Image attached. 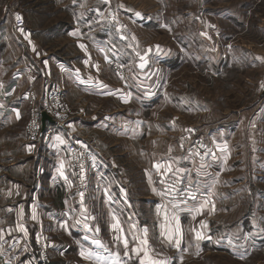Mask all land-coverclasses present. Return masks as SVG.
Wrapping results in <instances>:
<instances>
[{"label": "rangeland", "instance_id": "1", "mask_svg": "<svg viewBox=\"0 0 264 264\" xmlns=\"http://www.w3.org/2000/svg\"><path fill=\"white\" fill-rule=\"evenodd\" d=\"M14 3L0 0V110L23 112L0 132V156L19 158L27 138L36 183L38 158L55 155L57 136L31 142L29 122L45 88L59 85L66 125L106 157L110 193L108 202L97 190L98 170L79 200L72 171L63 194L79 202L76 241L30 227L44 239L30 243L31 263L44 246L59 264H113L117 255L119 264H264V0H40L41 19L32 0ZM17 9L27 12L24 29L13 26ZM78 37L85 48L74 47ZM22 71L41 92L6 97ZM113 212L123 237L93 243L91 216L109 237Z\"/></svg>", "mask_w": 264, "mask_h": 264}, {"label": "crops", "instance_id": "2", "mask_svg": "<svg viewBox=\"0 0 264 264\" xmlns=\"http://www.w3.org/2000/svg\"><path fill=\"white\" fill-rule=\"evenodd\" d=\"M32 1L34 9L36 10L35 15L37 17L40 16L41 19V16H44L45 14L44 11L39 9L41 6L40 0ZM1 2L5 5L12 4L14 2H16L14 4H18V0H1ZM73 33H75L74 28L70 31V39L74 36ZM76 41L77 42L73 44L74 47H81V45H83L84 47L82 48H85L84 41L79 40V37L78 39L76 38ZM31 44L33 47L32 51L37 48L36 52L38 53L40 49L38 44L36 42ZM73 57H77V55L75 54ZM45 64L47 66L50 65L49 63ZM78 64L80 65L81 63L78 62ZM14 75L15 76L12 80L10 79L9 81L14 82L10 83L8 87L7 85L5 87L6 97H10V95H17L18 98H20V96L23 95L22 98L26 99L30 97L31 94H39L41 92L38 78L33 75L31 77H25L26 75L23 71L15 72ZM0 112L1 114H4V112L6 114L5 119L0 121V132H3L10 127L11 123L9 121L11 117H17L23 112V110L16 108L11 111V116H7L10 111L0 110ZM54 135L57 136L56 138L52 137V139L54 138V140H52L54 152L52 153L55 155L50 154L49 152L51 151H47L43 157L38 158V161L40 162L38 169H40L41 172H36L33 175L36 183L31 184L30 182V159L27 156L28 151L25 148V143L28 140L27 138L25 139L26 142L24 143L25 146L23 147V150L20 151L21 156L19 158L0 156V264L31 263L27 253L30 243L35 242V240H44L42 238L43 235H41L39 231L34 232L32 230L33 228H47V232L50 233L52 232V227H55L59 229V231H57L59 235L63 234L68 237H73L74 241H76L77 234L75 233H78L81 226L80 208L78 206L79 202L78 200L76 202L75 197L72 198L71 196H68L69 194L64 196L63 184L66 185V188L68 187L67 185L69 182L72 184L70 181L72 177V170H70L65 142L67 137L72 136L75 138V136L78 137L80 135H78L76 131L73 132L69 125H65L64 127L60 126L59 131ZM41 143L42 142H39V144ZM91 145L93 157H98V159L102 161V165L108 166L106 163H103V158L106 157L95 154L98 153V151L95 152V150L100 149L97 146L93 147L94 142H92ZM47 158H52V161L44 163V159ZM48 164L50 168L47 172L45 168ZM61 165H63L62 169ZM61 171L63 172V175L60 174ZM102 174V170H100L98 174L99 176H97L98 180L96 184L99 186L98 188L96 186V188L99 191V188L101 187L100 189L103 190L105 195V201H108L110 193L107 188L101 184L102 181L104 183L106 182V179H103L106 176L104 177ZM94 191L95 190H93V192ZM112 215L116 218L113 217L111 226L106 228V232L108 233L107 236L109 237H105V234L103 235L100 231L98 224L95 223L96 220L97 222L100 220L99 216L96 214L91 216L92 220L91 218L90 220L94 223L95 230L94 239L98 241L102 240V242L111 239L114 242V239H117V237H123L122 231L112 227V225L118 220L120 228L122 229V223L119 220L118 215L114 212ZM21 228L24 230L22 231ZM112 228L113 231L111 230ZM106 243L110 245V243ZM76 245L80 246V242L78 241ZM111 246L114 247V244ZM63 250L65 251L64 247Z\"/></svg>", "mask_w": 264, "mask_h": 264}, {"label": "built area", "instance_id": "3", "mask_svg": "<svg viewBox=\"0 0 264 264\" xmlns=\"http://www.w3.org/2000/svg\"><path fill=\"white\" fill-rule=\"evenodd\" d=\"M17 16H19L20 19H17ZM26 22V12L19 9L15 10L13 14V26L16 29H24ZM41 100L42 103L40 108L34 109L32 119L29 122L28 138L34 143L42 142L43 136H45V138L53 136V134L59 130L60 126L64 127L67 124L70 114V106L66 103L59 85L51 84L49 87L45 88ZM43 111L51 115L56 122L52 123L47 120V126L44 130L42 123ZM65 146L71 158V170L74 175L73 182L76 188L77 198L79 200H84L87 198L91 189L90 182L93 172L102 170V161L96 156V158L93 157L91 146L87 143L80 142L77 138L72 136L67 137ZM81 192L84 193L83 198L80 196ZM38 254L39 255L33 258L35 264H52L49 252L47 249H44V246L39 248Z\"/></svg>", "mask_w": 264, "mask_h": 264}, {"label": "snow or ice", "instance_id": "4", "mask_svg": "<svg viewBox=\"0 0 264 264\" xmlns=\"http://www.w3.org/2000/svg\"><path fill=\"white\" fill-rule=\"evenodd\" d=\"M17 19H20V17L19 16H17ZM81 47H84L83 45H81ZM144 65L143 64H141V67H143ZM63 168V165H61V169ZM155 168L157 169V171H159L161 168H165V165L164 164H156L155 165ZM173 171V169H172V166H171V163H169L168 165H167V167H166V169H165V173L164 174H166V173H168V172H172ZM178 171H183V170H178ZM60 174L61 175H63V172L61 171L60 172ZM162 183H163V181H161ZM155 190V189H154ZM169 191H175V188L173 187V188H170L169 189ZM80 196H81V198H83V196H84V193H80ZM193 199H194V197H193ZM195 211H197V212H199L200 211V209H196ZM165 219H167V216L165 217ZM173 219L174 220H176V232L177 233H180V225H179V222H178V217H176L175 215L173 216ZM112 227L114 228V229H117V230H119V231H122V229L120 228V225H119V221L117 220V222L116 223H114L113 225H112ZM161 227H164V225H161ZM21 230L23 231L24 229L23 228H21ZM147 232H148V229L147 228H144L143 229V233H144V235H145V237L147 236ZM197 235V238H201V234L200 233H197L196 234ZM172 238V234L171 233H169V239H171ZM117 239L119 240L120 239V237H117ZM133 239H135V237H133ZM93 243H95V244H99L100 243V241H93ZM141 243H143V244H147V239L145 238L144 240H142L141 241ZM175 244H176V247H180V240L179 239H177L176 241H175ZM123 245H124V247H125V249H127L128 248V239L125 237L124 239H123ZM136 252H137V254H139V249H136L135 250ZM81 255H84V253L83 252H81ZM125 255L127 256V252H125ZM97 259H101L100 257H97ZM113 264H119V256L117 255V257L115 258V260L113 261ZM141 264H163V262H160V261H155V260H152V261H150V262H146V261H144V260H142L141 261Z\"/></svg>", "mask_w": 264, "mask_h": 264}, {"label": "water", "instance_id": "5", "mask_svg": "<svg viewBox=\"0 0 264 264\" xmlns=\"http://www.w3.org/2000/svg\"><path fill=\"white\" fill-rule=\"evenodd\" d=\"M47 120L49 122H52V123H56L55 120L52 118L51 115H49L46 111H43L42 113V123H43V130L46 128L47 126ZM43 130H42V133H43Z\"/></svg>", "mask_w": 264, "mask_h": 264}, {"label": "trees", "instance_id": "6", "mask_svg": "<svg viewBox=\"0 0 264 264\" xmlns=\"http://www.w3.org/2000/svg\"><path fill=\"white\" fill-rule=\"evenodd\" d=\"M52 264H59L58 262H52Z\"/></svg>", "mask_w": 264, "mask_h": 264}]
</instances>
